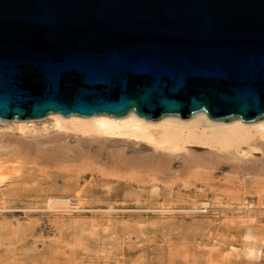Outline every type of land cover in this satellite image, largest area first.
I'll list each match as a JSON object with an SVG mask.
<instances>
[{"label": "water", "instance_id": "obj_1", "mask_svg": "<svg viewBox=\"0 0 264 264\" xmlns=\"http://www.w3.org/2000/svg\"><path fill=\"white\" fill-rule=\"evenodd\" d=\"M264 119V0H0V119Z\"/></svg>", "mask_w": 264, "mask_h": 264}, {"label": "rangeland", "instance_id": "obj_2", "mask_svg": "<svg viewBox=\"0 0 264 264\" xmlns=\"http://www.w3.org/2000/svg\"><path fill=\"white\" fill-rule=\"evenodd\" d=\"M13 133L0 122V140ZM260 149L194 166L196 175L176 159L168 183L137 169L117 180L106 159L101 171L81 173L9 166L0 181V264H264Z\"/></svg>", "mask_w": 264, "mask_h": 264}, {"label": "bare ground", "instance_id": "obj_3", "mask_svg": "<svg viewBox=\"0 0 264 264\" xmlns=\"http://www.w3.org/2000/svg\"><path fill=\"white\" fill-rule=\"evenodd\" d=\"M0 122L15 125L20 133L1 135L0 181L5 176L1 171L9 166L15 167V164H30L40 171L51 167L66 171L77 168L76 172L81 173L94 171L95 167L101 171L104 164L99 163L104 159L115 167L113 175L117 180L135 178L136 169L137 173L141 170L149 173L152 179L159 180L164 176L167 179L166 174L171 172L172 162L176 159L182 160L189 169L200 167L198 165H207L208 168L216 161H240L243 159L241 155L264 148V119L249 123L239 118L219 122L211 120L201 111L187 119L167 115L157 120H146L134 112L121 118L101 114L85 117L48 113L35 120L0 119ZM50 128L54 131L50 132ZM199 145L210 150H200ZM257 166L254 167L258 169ZM108 167L104 166L110 170ZM168 180L164 182L168 183ZM61 201L68 202L67 199ZM207 205L204 203V206Z\"/></svg>", "mask_w": 264, "mask_h": 264}, {"label": "clouds", "instance_id": "obj_4", "mask_svg": "<svg viewBox=\"0 0 264 264\" xmlns=\"http://www.w3.org/2000/svg\"><path fill=\"white\" fill-rule=\"evenodd\" d=\"M245 239L247 240L248 239V236L246 235ZM249 259H255V257H249Z\"/></svg>", "mask_w": 264, "mask_h": 264}]
</instances>
